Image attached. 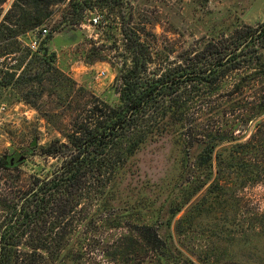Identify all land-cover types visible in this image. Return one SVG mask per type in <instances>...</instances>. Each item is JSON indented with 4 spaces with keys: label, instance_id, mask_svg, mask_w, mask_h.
Masks as SVG:
<instances>
[{
    "label": "trees",
    "instance_id": "1",
    "mask_svg": "<svg viewBox=\"0 0 264 264\" xmlns=\"http://www.w3.org/2000/svg\"><path fill=\"white\" fill-rule=\"evenodd\" d=\"M8 1L0 0V15ZM50 2L12 3L0 22L4 55L19 52L18 37L42 26L39 5ZM25 5H33L34 12ZM69 6L76 15L70 24L79 23L82 12L94 8L92 0H69ZM123 37L129 57L114 81L117 103H94L85 122H73L65 142L54 141L41 150L42 156L55 159L59 166L43 179L32 178L21 197L16 192L10 196L11 216L0 226V264H66L67 260L80 264L89 252L99 253L105 264H170L157 249H171L170 225L181 206L200 191L210 195L230 186L241 189L261 179L262 155H251L262 140L263 123L256 122V132L244 143H237L232 134L245 129L241 123L264 113V28L247 30L238 43L231 36L192 44L167 63L153 58L152 46L143 43L133 29L123 30ZM41 51V56L32 54L31 59L51 64L54 55L47 56V49L41 48L35 53ZM30 63L21 74L10 77L19 83ZM236 71H244L245 76L233 84L230 94L254 90L262 92L260 99L252 103L216 99L227 87L223 81ZM8 83L0 82V87ZM243 112L247 118L240 123ZM222 123L223 127H214ZM163 137H172L179 145L182 185L191 191L180 207L168 212L167 237L134 220L135 206L122 199L120 189L136 152ZM0 168H7L3 158ZM256 219L259 232L264 233V213ZM138 253L141 260L136 259ZM83 263L102 261L91 258Z\"/></svg>",
    "mask_w": 264,
    "mask_h": 264
},
{
    "label": "rangeland",
    "instance_id": "2",
    "mask_svg": "<svg viewBox=\"0 0 264 264\" xmlns=\"http://www.w3.org/2000/svg\"><path fill=\"white\" fill-rule=\"evenodd\" d=\"M92 3L94 8L83 11L77 24L69 23L76 16L69 0L39 5L44 16L42 26L49 32L39 40L38 48L47 49V56L54 55L51 64L31 59L32 54L41 56L42 51L35 53L28 48L30 31L18 37L20 50L14 55H4L2 43L6 41L0 43V82H9L7 87H0V105L6 106L0 112V158L7 165L0 168V226L11 216L9 202L13 192L21 197L32 178L43 179L59 166L55 159L42 156L41 150L54 141L65 142L63 137L73 122H85L94 103H117L114 81L129 57L124 52L123 30L136 31L143 43L152 46V57L167 63L182 56L192 44L227 40L231 36L238 43L247 30L264 28V0ZM24 8L33 12L35 9L33 5ZM94 16L100 19L96 26L90 21ZM42 26L34 31L37 33ZM27 50L31 53L20 64ZM30 60L22 80L16 83L11 74H21ZM102 71L105 77L99 75ZM244 74L236 71L226 78L223 83L227 87L220 90L216 99L241 103L260 99L262 92L254 90L230 94L233 84ZM250 114L254 117L255 111ZM246 116L243 112L239 122L245 121ZM256 122L263 123L259 137L262 140L258 148L254 146L251 157L260 152L264 162V113L247 124L241 123L245 129H235L232 136L237 143H244L256 132ZM224 123L214 127H223ZM19 156L22 159L18 162ZM180 160L181 149L174 138L147 142L130 160L120 186L122 199L135 206L134 220L153 226L164 237L168 212L180 207L191 192L182 185L185 180H181ZM259 166L261 179L256 183L241 189L228 186L210 195L200 191L181 206L170 225L172 247L169 251L160 247L158 254L170 264H264V233L259 232L255 220L264 213V163ZM141 256L138 253L136 259L141 260ZM83 258L80 264L91 258L105 264L99 253L89 252ZM66 264L70 262L67 260Z\"/></svg>",
    "mask_w": 264,
    "mask_h": 264
},
{
    "label": "built area",
    "instance_id": "3",
    "mask_svg": "<svg viewBox=\"0 0 264 264\" xmlns=\"http://www.w3.org/2000/svg\"><path fill=\"white\" fill-rule=\"evenodd\" d=\"M92 22L91 25L96 26L97 24L100 23L99 16H94L93 18L90 19ZM48 29L45 26H42L40 30L37 31V33L33 30L30 31L31 34V39L30 42L28 43V48L34 52L37 51L39 47V40L44 39L45 36L48 34ZM99 75L101 77H105V72H100ZM6 110V106L4 104L0 105V112H4ZM26 114V113H25Z\"/></svg>",
    "mask_w": 264,
    "mask_h": 264
},
{
    "label": "water",
    "instance_id": "4",
    "mask_svg": "<svg viewBox=\"0 0 264 264\" xmlns=\"http://www.w3.org/2000/svg\"><path fill=\"white\" fill-rule=\"evenodd\" d=\"M15 0H9L7 6L5 7V9L3 10V13L1 14L0 16V22L1 20L3 19V17L5 16V14L7 13V11L10 9L12 3L14 2ZM22 158H20V156L18 157L17 161H21Z\"/></svg>",
    "mask_w": 264,
    "mask_h": 264
}]
</instances>
